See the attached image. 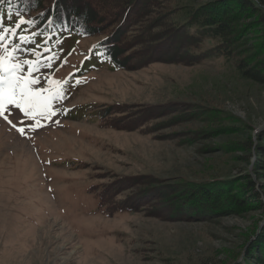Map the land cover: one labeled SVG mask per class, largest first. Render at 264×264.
Segmentation results:
<instances>
[{"label":"rangeland","instance_id":"rangeland-1","mask_svg":"<svg viewBox=\"0 0 264 264\" xmlns=\"http://www.w3.org/2000/svg\"><path fill=\"white\" fill-rule=\"evenodd\" d=\"M215 1L153 0L131 31L164 38L188 6ZM250 1L258 13L248 18L232 4V59L191 64L171 34L153 62L73 75L104 35L97 34L79 37L42 68V76L73 85L35 130L34 120L12 109L9 119L24 135L0 118V264H235L245 256L264 228L257 150L264 146V85L237 67L264 61V0ZM137 50L128 47L133 57ZM83 105L85 116H75ZM100 109H108L103 118ZM216 178H233L230 193H243L238 184L251 180L262 206L206 197L192 185ZM122 179L130 181L123 198L146 188L155 196L143 209L108 216L91 187ZM186 200L203 209L187 208Z\"/></svg>","mask_w":264,"mask_h":264},{"label":"trees","instance_id":"trees-1","mask_svg":"<svg viewBox=\"0 0 264 264\" xmlns=\"http://www.w3.org/2000/svg\"><path fill=\"white\" fill-rule=\"evenodd\" d=\"M226 1L230 2L228 8L221 9V4H225ZM152 3L153 0H0V21L8 27H14L17 14L23 16L25 20H35L36 27L32 31L50 36L49 46L59 58L79 37L104 34L91 47L79 69L73 72L75 75L102 66L120 70L148 64L161 57L162 52H158L159 48L164 47V42L167 39L170 41L173 36L176 39V46L180 48L179 52H184V56H187L191 64L221 56L232 59L234 50L229 35L231 25L228 23V18L233 16L232 4H237L238 13L247 18L249 14L255 16L258 13L250 0H216L212 4L207 2L188 6L172 20L170 31L173 36L168 34L164 38L152 39L147 31H131L145 18ZM50 20L55 21L51 28L48 27ZM23 34L27 35L28 32L25 31ZM37 42L43 45L44 41L38 37ZM130 44L138 47L139 55L136 57L128 51ZM25 58L34 59V57ZM55 61L52 62V66ZM260 64L256 68L240 61L237 66L238 72L242 78L264 85V61ZM72 85L73 82L68 81L65 83V88L68 89ZM85 107L87 105L81 106L75 116H85L86 113H82ZM100 110L99 116L103 118L108 113V109ZM257 148L259 156L264 159V146L259 145ZM232 181L233 178H216L198 183L192 182L196 183L192 185H195L194 188L201 186L206 197L225 195L226 198H235L238 205L256 202L262 206L263 203L260 202L262 198L252 188L251 180L238 184L242 187L243 193L227 191L231 188ZM128 184L130 181L122 179L91 187V190L97 194V209L108 216L119 212H135L137 209L145 208L150 196H155L151 188H146L133 193L132 197L123 198L121 192ZM196 203L197 200L185 201L187 208L191 207L200 212L203 208L195 206ZM221 204V207H226L224 202ZM259 230L255 232L256 241L247 243L245 256L238 258L235 264H264V228L260 227ZM255 245L258 246L256 251L249 250L250 246ZM259 246L263 247V251H260Z\"/></svg>","mask_w":264,"mask_h":264},{"label":"snow or ice","instance_id":"snow-or-ice-1","mask_svg":"<svg viewBox=\"0 0 264 264\" xmlns=\"http://www.w3.org/2000/svg\"><path fill=\"white\" fill-rule=\"evenodd\" d=\"M54 23L50 20L48 27ZM35 27V20H25L20 14H17L14 27L0 21V118L13 128H17L9 119L13 108L23 113V117L34 120L35 124L30 127L35 130L42 126L41 118L50 119L56 115L55 102L66 98V81L41 75L42 68H51L59 56L49 46L51 37L33 32ZM25 31L27 35L23 34ZM38 37L43 39V45L37 42ZM17 131L24 135L25 129L19 127Z\"/></svg>","mask_w":264,"mask_h":264}]
</instances>
